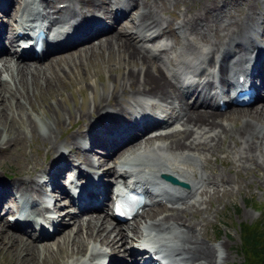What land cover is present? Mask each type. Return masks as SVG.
<instances>
[{
    "label": "bare ground",
    "instance_id": "bare-ground-1",
    "mask_svg": "<svg viewBox=\"0 0 264 264\" xmlns=\"http://www.w3.org/2000/svg\"><path fill=\"white\" fill-rule=\"evenodd\" d=\"M9 1L8 4L0 0L4 15L9 6L16 8L10 19L16 25L0 26V145L4 148L7 144L21 145L28 134L48 142V151L55 150L57 157L50 168L44 167L42 171L49 177L50 191L56 193L52 196L57 199L51 209L38 208V200L46 196L41 188L45 183L37 182L38 173L34 172L33 177L26 161L21 166L23 174L18 172L19 175L8 182L0 177V187H7L0 189V250L13 251L12 264H34V258L50 259L54 254L56 260L59 259L56 264H104L95 262L106 258L109 259L107 264H128L111 255L122 249L120 253L124 256L126 246L119 242L123 240L126 244L129 238L122 227L109 222L106 204L117 182L132 180L130 187L145 189L148 201L171 205L137 216L134 224L141 223L145 215L153 219L143 225V230L133 223L127 225L129 234L136 236L140 243L136 244L137 249H131L132 264H162L145 250L144 246L151 245L164 264H225L229 260V255L223 254L224 249L229 250L226 242L218 246L205 243L210 242L206 229L211 215L218 210L211 204L232 192L241 193L242 188L250 184L249 175L255 174L259 181L264 180V97L258 94L251 108L250 105L221 113L216 112L217 102L211 104L210 90L229 87L233 73L247 71L250 74L252 70L244 64L255 63L256 50L261 60L253 65L254 77L258 83L261 81L256 91L264 88V46H257L254 37L263 25L264 0H67L59 2L57 9H54L56 0ZM85 7L91 11L87 8L82 12ZM113 7V11L121 13L118 20L129 14L135 25L131 33L127 31V20L120 23L123 28L118 26L122 32L106 28L105 19L113 14ZM28 9L46 19L52 31L57 28L44 45L46 54L42 59L12 54L18 48L17 30L23 27L24 19L32 15H28ZM171 10L176 18L168 22L161 16L162 12ZM176 19L180 20L175 22ZM71 20L86 25L79 29L68 26ZM167 29L171 38H175L174 45L167 40L162 42ZM84 34L87 35L83 38ZM243 42L251 43L252 46L247 44L251 48L239 49ZM148 43H153L150 48ZM83 44L85 46L78 48ZM94 47L107 60L113 54L119 58L120 85L116 88V83L111 81L112 92L94 100L92 110L82 111L77 122H82L86 116L92 117V121L86 119L90 121L88 125L79 124L58 143L55 126L59 120L61 131L63 119L49 120L38 126L34 110L40 109V102L45 103L46 94L53 96L59 85L64 87L65 73L72 71V67L76 70L72 72L73 85L88 82L89 78L82 76L79 70L95 56ZM198 49H201L199 54ZM60 50L67 51L57 54ZM68 52L70 55L66 54ZM54 54L64 55V64L59 63L63 59L60 57L47 67L33 65L58 57ZM106 71L113 75L110 66ZM36 97L40 99L34 108ZM190 98H194L192 103L188 102ZM257 102L262 104L255 107ZM111 109L121 119L112 115L105 117ZM14 114L20 122L14 120ZM72 119L74 115L70 112L67 120L72 123ZM102 125L106 130H100L102 136H98L96 128ZM151 128L162 134L145 139L144 134ZM159 141L164 144H157ZM213 158L215 163L219 160L220 165L226 164L225 169L234 173L230 175L216 169ZM52 168H56V172L52 173ZM163 174L183 180L188 189L180 191L179 187L165 183L161 178ZM72 175L86 177L87 183L91 178L93 184L100 187L92 194L84 192L78 196L81 202L87 200L79 209L71 200L67 204L71 211L65 209L55 220L49 219L44 211L53 214V210L66 206L61 205V199L68 197L63 185ZM15 195H19L20 205ZM91 212H99V215ZM6 213L19 214L15 226L10 227L3 221ZM159 216L162 218L154 220ZM66 217L74 225L68 230L63 229L67 226ZM46 224L53 225V234L61 233L54 243L55 250L44 243L53 236L49 231L44 232ZM156 230L161 232L153 234ZM146 231L151 233L143 236ZM171 234L175 237L167 236ZM147 239L150 243L142 246ZM142 254L149 258L143 260Z\"/></svg>",
    "mask_w": 264,
    "mask_h": 264
},
{
    "label": "rangeland",
    "instance_id": "rangeland-1",
    "mask_svg": "<svg viewBox=\"0 0 264 264\" xmlns=\"http://www.w3.org/2000/svg\"><path fill=\"white\" fill-rule=\"evenodd\" d=\"M66 1L67 0H56V4L54 6V9H57V4L59 2H66ZM3 2H6L9 4L10 1L9 0H6V1L3 0ZM60 5H63V4H59V6ZM87 8L88 7L82 8L81 11L85 12L87 10ZM114 8L115 7H113L111 10L112 13H113ZM13 9L14 8H12V10ZM88 9H89V11H91V8H88ZM174 11H175V13H177V12H179V9L176 8ZM174 11L171 10V11L162 12L161 17L166 19L168 22L174 21L173 19L176 18L175 14L173 13ZM63 12H65V11H63ZM171 16H173V17H171ZM3 19H4V17H2V19H1L2 22L5 21V19L4 20ZM179 20L180 19H176L175 22H177ZM109 24H113V22L111 20H109ZM121 24H119V25L123 28V26ZM119 25L116 26V29L121 31L122 28L118 27ZM126 26H127L128 34L131 33L133 25H132L131 19L129 17L127 19ZM108 34H110V33H108ZM165 34L168 37L167 36L161 37L162 41L167 40V42L170 41V43H172L174 45L175 44V40H174L175 38H171V33L169 32L168 29L166 30ZM108 37H110V36H108ZM164 37H166V38H164ZM95 41H98V40H95ZM93 42H92V44H93ZM85 45H91V43L90 44L86 43ZM85 45L84 44L80 45L78 48L83 47ZM76 49H74V50H76ZM93 49H94L95 56L92 57L87 62L83 63L82 65L84 66V68L81 65L80 70H79V71H81L82 76L89 78L88 82L82 83V81H80V83L73 85L72 83H74V81L72 79L74 76L72 75V72H74L76 70H74L75 68L72 67V71L69 69L70 71L67 70L68 74L65 73L66 81L64 82V87L59 85L58 88L55 90L56 93L53 96L46 94L45 95V98H46L45 103L40 102V107H39L40 109L34 110V113L32 112L33 115L36 117V120H38V122L35 121L38 124V126L39 125H42V126L45 125V123H48L49 120L54 121L57 118H59L60 120L63 119L64 125L62 124L61 131H60V127H59L60 125H58L59 120L57 121V124L55 126V129L57 128L56 132H57L58 137H57L56 141H58V143L61 142L59 139L63 140L68 134H70L73 130H75L79 124L83 123V125H85V124L88 125V123L90 121H92V117L86 116V118L83 119L82 122H80V123L77 122L79 120L78 116L82 111H91L92 110V108L90 106L94 100L98 101L99 98L101 99L105 95L108 96L112 92L111 90L113 87H112L111 81H114L116 83V88H118V85H120V82H119L120 80H119V76H118L119 69H120L119 65H118V59L119 58H117L113 54V56H110L107 60L106 58H103V55L101 54L100 50H97L95 47ZM200 50L201 49H198V54H199ZM70 52H73V50ZM70 52H68L66 54H69ZM60 57H63V59L61 61H59V63L64 64V62H65L64 55H60ZM60 57L58 55V57H56L54 59L51 58V59L45 61L43 64L34 63L33 65H37V66H41V67H47L48 64L54 63L55 62L54 60L58 59ZM136 65H137V63H136ZM109 66L112 69L113 75H109L106 71L107 67H109ZM120 72H121V70H120ZM2 76H5V74H3ZM69 76H71V78H69ZM142 77H143V75L141 76V78ZM68 84H70V85H68ZM111 96H109V97H111ZM39 99L40 98L36 97V100L34 101L35 103L33 104L34 108H37L38 105H36V103L38 102ZM261 104L262 103H260V104L257 103V105H255V107L260 106ZM48 105L51 107H48ZM132 111H134V109ZM35 112H38L40 115L38 116V114H36ZM70 112L74 115V119H72V123H70L67 120ZM49 114H51V115H49ZM14 115H15L14 120L20 122V118L17 116V114H14ZM110 115H112L115 118L121 119L119 115H115L112 112V109L107 111L104 114L105 117H109ZM89 118H90V121L86 120ZM224 123L226 124V122H224ZM102 129L106 130V127L104 125H102V127L96 128L95 134L98 136H102V133L100 131ZM161 143L164 144V141H159V143H157V144H161ZM49 147H48V142H44L40 136L34 135L33 137H30L29 134H28L27 138H25L22 141L21 145L15 144V146H13L12 144H10V145L7 144V147H5L6 149L0 145V177L3 178L4 182H8L9 179L12 180L14 177L16 178V175L23 174L24 172L22 171L21 166L23 164H25L24 161H26V163L28 162L29 170L32 169L33 172L31 171V174L33 177H34V175H33L34 172L38 173V175H41L42 173H44L42 171V169L44 167H47V166H50L51 164H53L54 163L53 160H55L57 157V155L54 154L55 150L48 151ZM23 151H25V152H23ZM95 156L96 155H94V157ZM95 161H97V160H95ZM190 161H189V163L194 165V162L192 160H190ZM213 162H214V167L216 169H222L230 175L232 173H234L233 170L228 171L227 168L225 169L226 164L222 163V165H220L219 160L215 163V158H213ZM29 163H32V165H29ZM182 163H183V161H182ZM18 172H19V174H17ZM51 172L52 173L56 172V168H52ZM42 176L43 175H41V177L38 178L37 181L45 180V178ZM241 176H242V174L239 175V177H241ZM248 179H249L248 183L250 182V184H248L247 186H244L242 188L241 193H238L237 191L232 192L231 194L226 195L222 200H220V202H218L219 204L217 203L216 200L211 204V207L213 209H215V207H216L218 210L215 213H212L211 218H210L211 222L206 229V235H207L208 239L210 238L209 239L210 242H205V241H203V242H205L207 245L218 246L220 244V242L225 241L226 245H228L227 249L229 248L228 251L225 249L223 251V254L229 255L228 256L229 260L225 264H242L243 258L239 252V246H240L239 229H240V226L246 225V224L247 225L254 224L255 222H258L264 216V180L259 181L257 175L255 176V174L249 175ZM66 183H68V182H66ZM47 187H48L47 185L41 186L42 190L46 191V196H42V199L44 200V198L47 199L49 197L50 199H48V200L51 202V205H52L54 203V201L57 199V196L56 197L52 196V194H56V193L48 192L49 188H47ZM200 187L201 186H199L198 188H200ZM6 188L7 187L5 185L0 187V189H2V190H5ZM51 188L52 187H50V189ZM225 188H226V186H225ZM61 202H62L61 203L62 206L65 205V203H66V202H64L63 199H61ZM41 204L42 203L39 202V205H40V206H38L39 209H40V207L44 208L41 206ZM161 206L170 207L171 205H168L167 203H165V204L164 203L163 204L156 203L154 206V209H153V211H151V213H153V212L155 213L158 209L161 208ZM182 207H184V206L181 205L180 208H182ZM58 211H56V209L53 210V214L56 215V212H57L58 216H59V213L65 211V209L63 211H61V209ZM8 215L10 216V213L5 215V217L3 219L4 222H8L6 220ZM146 216L147 215H145L143 221L141 220L142 221L141 223H139L140 222L139 221L138 223H136V224L133 223V224L135 226H138L141 230H143V228H144L143 225H145L148 222H153V219H149L148 217L146 218ZM159 218H162V216L154 217V220H158ZM70 221L71 220L68 217L65 220V223H67V226L64 227L63 229L68 230L70 227L74 226L73 223H71V224L69 223ZM109 222L115 224L114 221L111 219V217H109ZM141 230H140V236H141ZM122 232H125L126 236H128L127 238H129V239H127L128 242L126 244H124L123 240L119 242L121 245H124L123 247L126 246L125 248L130 249V248H132L131 246H133L132 243L135 245L138 244L137 243V241H138L137 237L136 236L134 237V235L132 233L129 234L128 229H127V225L123 224ZM155 232L158 233L161 231L156 230ZM155 232H153V234H155ZM45 233H48V229ZM127 233H128V235H127ZM148 233H151V232L146 231V233H143L142 235L145 236ZM60 236H61V233L53 235L52 239H50L49 241H46L44 243H46L47 245L50 244V246L55 250L54 243L60 238ZM167 236L175 237V234H171V235H167ZM128 244H131V246ZM95 245L100 246L98 244H95ZM102 248H104V247H102ZM221 252H222V250H221ZM12 254H13V251L10 249L9 250H6V249L0 250V264H12V262H11ZM120 255H121V253H120ZM231 255H232V257H230ZM118 257H121V256L118 255ZM123 258H125L126 261H134V259L128 255L123 256ZM57 260H59V259L57 258ZM57 260H56V254H54V256L50 259L40 260V259L34 258L33 261H35L34 264H52L53 262H54V264H56L55 262ZM98 261H99V259L96 260L95 263H97ZM13 264H17V263L13 262Z\"/></svg>",
    "mask_w": 264,
    "mask_h": 264
},
{
    "label": "trees",
    "instance_id": "trees-1",
    "mask_svg": "<svg viewBox=\"0 0 264 264\" xmlns=\"http://www.w3.org/2000/svg\"><path fill=\"white\" fill-rule=\"evenodd\" d=\"M242 264H264V216L254 224L239 229Z\"/></svg>",
    "mask_w": 264,
    "mask_h": 264
},
{
    "label": "water",
    "instance_id": "water-1",
    "mask_svg": "<svg viewBox=\"0 0 264 264\" xmlns=\"http://www.w3.org/2000/svg\"><path fill=\"white\" fill-rule=\"evenodd\" d=\"M162 178L168 182V183H171V184H178L173 178H171L170 176L168 175H163ZM180 185V184H179Z\"/></svg>",
    "mask_w": 264,
    "mask_h": 264
}]
</instances>
